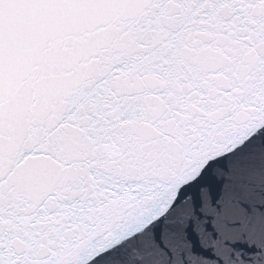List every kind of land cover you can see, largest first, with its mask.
I'll use <instances>...</instances> for the list:
<instances>
[{"label":"snow or ice","instance_id":"6c2138e0","mask_svg":"<svg viewBox=\"0 0 264 264\" xmlns=\"http://www.w3.org/2000/svg\"><path fill=\"white\" fill-rule=\"evenodd\" d=\"M0 264H264V0H0Z\"/></svg>","mask_w":264,"mask_h":264}]
</instances>
